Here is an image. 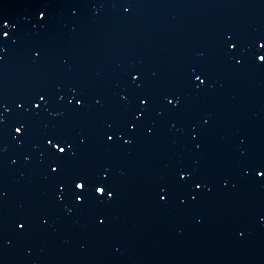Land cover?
Returning <instances> with one entry per match:
<instances>
[{"label":"water","instance_id":"obj_1","mask_svg":"<svg viewBox=\"0 0 264 264\" xmlns=\"http://www.w3.org/2000/svg\"><path fill=\"white\" fill-rule=\"evenodd\" d=\"M0 264H264V0H0Z\"/></svg>","mask_w":264,"mask_h":264},{"label":"snow or ice","instance_id":"obj_2","mask_svg":"<svg viewBox=\"0 0 264 264\" xmlns=\"http://www.w3.org/2000/svg\"><path fill=\"white\" fill-rule=\"evenodd\" d=\"M17 131L19 132L20 129H17ZM60 151L63 152L64 149L61 148ZM76 187L77 188H83V185L82 184H77ZM96 191L101 193V194H103L105 190L103 188H97Z\"/></svg>","mask_w":264,"mask_h":264}]
</instances>
